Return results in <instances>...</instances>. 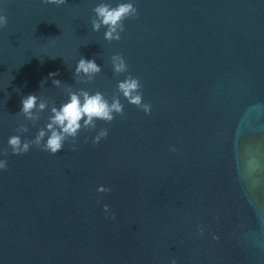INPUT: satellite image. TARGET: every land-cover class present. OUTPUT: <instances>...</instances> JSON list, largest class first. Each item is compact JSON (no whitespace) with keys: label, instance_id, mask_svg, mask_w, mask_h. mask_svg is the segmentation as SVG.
<instances>
[{"label":"water","instance_id":"95a60500","mask_svg":"<svg viewBox=\"0 0 264 264\" xmlns=\"http://www.w3.org/2000/svg\"><path fill=\"white\" fill-rule=\"evenodd\" d=\"M95 2L0 4V151L24 122L22 96L63 99L50 71L111 97L127 74H113V52L140 78L151 114L121 97L124 114L97 122L109 129L97 145L82 130L75 152L9 150L0 264H264V0H136L111 42L91 31ZM81 55L103 69L86 84L73 77ZM100 183L111 192L97 193Z\"/></svg>","mask_w":264,"mask_h":264},{"label":"clouds","instance_id":"9594fccd","mask_svg":"<svg viewBox=\"0 0 264 264\" xmlns=\"http://www.w3.org/2000/svg\"><path fill=\"white\" fill-rule=\"evenodd\" d=\"M2 3L3 0H0V4ZM40 3L59 7L66 4V0H40ZM135 5L136 0H116L115 4L110 0H96L91 7L92 14L88 21L91 31L100 32L103 29V40L109 42L120 40L121 33L124 31V20L138 14ZM7 23L8 17L0 7V29H3ZM108 63L111 65L113 74L127 73L122 79L116 81V91L111 97L99 89L74 88L72 84H62L55 78L59 74L58 70L50 71L47 75L52 78L51 83L61 89L64 94L59 103L45 99L37 93H29L21 97L17 114L23 117L24 122L19 123L15 133L9 135L4 141L6 147L0 151V172L8 167L6 156L9 150L11 155H22L35 146L41 151L55 155L68 143L69 150L75 152L78 149L77 139L82 130L91 133L90 136L83 137L85 143L90 141L92 145L99 144L108 137L109 129L103 126L98 127L97 122L103 121L104 124H110L116 116L124 114L125 105L121 97L124 98L123 101L142 110L145 115L151 114L152 105L143 99L140 78L129 72L125 57L120 52H113L108 58ZM102 70V66L96 63L95 58H86L81 55L75 60L74 81L76 84H86ZM44 113L46 118L43 124L37 125ZM29 125L36 126L31 138L23 135L29 132ZM169 150L177 151L172 145L169 146ZM111 190V186L104 183L97 184L95 187L97 193H109ZM101 207L106 218L115 219L116 214L108 203H103ZM196 231L197 234H203L205 227L198 224ZM219 238L218 235L212 234L213 240H219ZM168 264H178L176 256H170Z\"/></svg>","mask_w":264,"mask_h":264}]
</instances>
